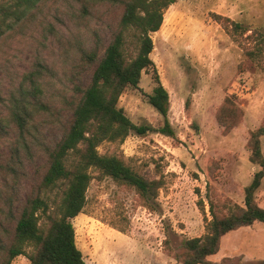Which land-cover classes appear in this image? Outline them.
I'll list each match as a JSON object with an SVG mask.
<instances>
[{
    "label": "rangeland",
    "instance_id": "1",
    "mask_svg": "<svg viewBox=\"0 0 264 264\" xmlns=\"http://www.w3.org/2000/svg\"><path fill=\"white\" fill-rule=\"evenodd\" d=\"M121 11L116 1L39 0L25 23L0 33V264L21 208L47 194L41 179L48 152L67 128L77 89L88 83L96 62L85 54L93 47L102 54ZM231 21L245 30H233ZM150 36L149 56L168 92L174 135L131 133L97 150L122 157L161 186L145 203L133 187L90 170L86 203L71 220L88 264H180L182 239L202 236L212 213L243 206L244 187L259 168L249 160L248 141L264 124V59L246 50L264 44V0H176ZM31 71L41 92L27 95L29 114L19 126L13 114L17 107L24 114L20 85L30 89ZM154 84L151 70L142 71L138 87L118 99L134 123L151 129L162 124L145 96ZM259 141L264 156V134ZM253 198L264 206V174ZM207 259L264 264V222L227 232ZM9 264L29 261L18 255Z\"/></svg>",
    "mask_w": 264,
    "mask_h": 264
},
{
    "label": "trees",
    "instance_id": "2",
    "mask_svg": "<svg viewBox=\"0 0 264 264\" xmlns=\"http://www.w3.org/2000/svg\"><path fill=\"white\" fill-rule=\"evenodd\" d=\"M38 1L0 0V33L25 23L32 10L38 7ZM97 1L121 3L122 11L116 30L99 57L97 47L85 54L89 61L96 62L88 83L77 89L80 95L73 106L67 128L48 152V166L41 179L42 190L47 194H37L21 208L1 264H9L18 255H24L29 264H88L76 246L71 220L86 203L91 169H96L100 176H108L133 187L145 203L155 199L156 190L161 186L158 180L147 179L135 172L122 157L101 154L97 147L105 141L121 143L131 133L142 135L149 130L174 135L167 116L168 92L160 82L149 53L152 50L150 33L159 29L164 11L176 0ZM215 18L221 16L215 15ZM231 28L245 30L233 21ZM246 54L251 58L264 59V44L261 45L260 40L255 48L246 50ZM148 70H151L155 84L145 96L162 117V124L156 129L134 123L118 105L121 93L128 87L137 88L142 71ZM26 78L31 87L28 90V86L21 84L19 97L24 114H20L18 107L13 114V120L19 126L29 114L27 95L36 98L41 92L36 72L31 71ZM262 134L264 124L250 133L249 160L259 168L244 187L243 206L235 205L222 216L212 213L202 236L182 239L180 264H206L208 256L218 251L220 238L224 234L255 221L264 222V206L258 205L253 198L264 174V156L259 141ZM59 189L60 196H52ZM28 247L32 248L30 252L26 250Z\"/></svg>",
    "mask_w": 264,
    "mask_h": 264
}]
</instances>
